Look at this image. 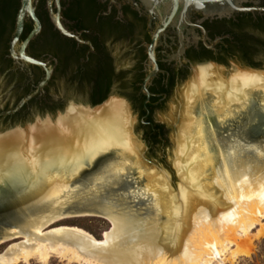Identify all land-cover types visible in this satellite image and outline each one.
Instances as JSON below:
<instances>
[{"label":"bare ground","instance_id":"obj_1","mask_svg":"<svg viewBox=\"0 0 264 264\" xmlns=\"http://www.w3.org/2000/svg\"><path fill=\"white\" fill-rule=\"evenodd\" d=\"M254 95L264 110L262 71L237 68L225 77L212 63L193 68L182 91L176 189L166 172L144 163L128 107L117 98L92 110L70 109L57 126L42 125L29 136L16 131L0 137V177L8 178L13 168L10 198L23 217L22 225L9 231L11 237H25L0 252V264L33 257L45 263L52 254L88 264H210L213 258L222 264L231 247V264L249 256L254 241L264 237V161L250 160L241 150L227 155L208 116L225 124L245 112ZM104 154L107 160L92 170L89 183L112 174L115 189L91 197L96 202L89 213L107 218L111 229L100 239L75 225L44 230L77 214L67 210L76 190L72 184ZM127 173L142 183L131 197L151 200L147 214L132 208L117 189Z\"/></svg>","mask_w":264,"mask_h":264},{"label":"flooded vegetation","instance_id":"obj_2","mask_svg":"<svg viewBox=\"0 0 264 264\" xmlns=\"http://www.w3.org/2000/svg\"><path fill=\"white\" fill-rule=\"evenodd\" d=\"M20 6V0H0V76L9 84L0 109L5 127L23 124L14 116L17 112L25 121L36 112L41 114L38 105L42 101L63 106L69 101L93 105L102 95L103 100L110 95L126 99L136 114L138 127L150 124L149 116L154 124L156 107L164 106L193 64H227L234 60L245 65L240 58L246 54L264 58V0H243V9L224 16L194 11L193 25L182 34L169 26L156 40L153 53L157 69L145 84L146 94L143 83L154 68L148 45L159 21L151 17L140 0H37L34 13L40 30L25 47V53L47 62L51 75L39 92L14 111L36 90L46 72L41 65L16 59L11 51ZM54 19L67 33L56 26ZM34 27V20L26 15L13 47L17 56L20 44ZM59 84H63L65 93L57 96L53 90ZM140 103L147 109L142 116L135 108ZM148 105L155 109L151 111ZM140 131L143 135V129Z\"/></svg>","mask_w":264,"mask_h":264},{"label":"water","instance_id":"obj_3","mask_svg":"<svg viewBox=\"0 0 264 264\" xmlns=\"http://www.w3.org/2000/svg\"><path fill=\"white\" fill-rule=\"evenodd\" d=\"M20 1H21V6L16 17V28L10 42L11 51L13 52V56L16 59H22L23 61L28 63L41 65L45 68L46 72L44 79L39 82V84L36 87V90L32 94L24 97L19 102V104L14 108V111L17 110L19 107H21L23 103L27 99H29L32 95L39 92L48 82L51 75V70L49 68H46L47 62L29 56L25 53V47L40 30V22L34 13V7H35L34 2H36L37 0H20ZM140 1L145 6L146 10L149 12L151 17L159 21L155 29V32L153 34L152 41L148 45L149 60L154 68L146 76L143 83V91L146 94H148V91L145 87V84L155 74L157 69V66L154 62L153 47L156 40L159 38V36L164 32V30L167 27L169 26L176 27L178 32L182 34L184 29L187 28V26L193 25L191 21V16L194 11H200L206 16H214V15L224 16L230 14L235 10L243 9L240 6V3L243 0H140ZM26 15L32 17V19L35 22V27L30 31V33L25 37V39L20 44L19 53L17 56L14 53L13 47L17 42L19 35L22 31L24 17ZM54 22L61 31L67 33L64 27L57 19H54ZM208 63H212L217 66L223 65L214 61H209L207 62V64ZM241 66H243L246 69L262 71L261 67H252L248 65H241ZM110 98H117L119 100H122L127 105L130 115L132 116V111L130 109L129 103L126 101V99L117 95H110L101 103H98L96 105L84 104V103L77 104L74 101H69L67 103V107H65L63 110H58L57 115L54 118L51 113H47L45 117H42V115L39 114L35 117L34 122L30 123L26 128H24L22 124H16L13 126H6L0 129V137H3L7 134L16 131L20 132L21 134L25 133L26 135L29 136L30 131H32L37 127H41L42 125H49L50 127H55L57 126L59 119L64 118L68 114V112H70V109L84 108V109L92 110L96 107L102 106ZM247 113H248V118H245V124L248 121H250L251 124H249L247 127H244V130L249 129V131L246 134L245 131L243 130L238 135V138L243 142H248L251 145V147L248 148L247 150L241 149V151L252 158H256V159L264 158V136L257 139V137L260 134L264 133V110H262L260 107V102L257 95H254L250 107L247 109ZM208 117L211 121L215 120L213 116L212 117L208 116ZM132 128H133V124H132ZM232 153L233 152L230 151L227 152L226 154L232 156ZM107 158H108V154H104L103 156L99 157L96 160L95 164L93 165V168L85 170L84 173H87L89 170L97 169L99 167L98 165L101 162L104 163L107 160ZM9 168L11 170L10 171L11 173L8 175V178H5L3 176L0 177V244L6 242L11 238L17 237V236L11 237L14 233L9 231V228L15 226L16 227L21 226L23 223L22 215L15 207L12 198H10L11 189H12L11 181L16 179V175H14L15 173L14 170H12L13 168L12 167ZM110 180H113L112 174L109 177L108 176L100 177L93 185H91L89 182L87 183L82 182V187H78L74 191V195L71 198L67 210L77 211V214L76 213L74 214L76 216L98 215L95 213H89V210L95 209L94 203L96 202L95 200L96 198H91V197H95L96 194L100 198L106 197L110 192L114 191L115 187L111 185ZM124 187H125V183H123L122 180L120 179V183L117 189ZM125 197L127 198V196ZM129 202L130 200L128 201V203ZM59 220L60 219L50 222L48 225L45 226L44 229L47 230L51 228L49 226ZM109 229H111V225Z\"/></svg>","mask_w":264,"mask_h":264},{"label":"rangeland","instance_id":"obj_4","mask_svg":"<svg viewBox=\"0 0 264 264\" xmlns=\"http://www.w3.org/2000/svg\"><path fill=\"white\" fill-rule=\"evenodd\" d=\"M203 64H207V62L193 64L190 71L187 73L184 79L180 81L176 85V87L172 90L164 106L161 109L155 110L154 119L157 122L164 124L167 133H166V141L164 142V144L161 146L160 149L155 150L154 154L150 151L148 144L143 139L140 128L137 125L136 114L132 112V116H131L133 120V128H132L133 135L142 144L141 153H142V158L144 159L143 160L144 163L149 167H154L156 169L166 172L169 175V180H170L169 182L173 189H176L180 182L179 179L180 177L178 176V173L174 167L173 159H174V149L176 145L177 129L181 120L180 116L182 115L181 113L182 91L185 84L193 74V68ZM221 67L223 68L225 77H228L237 68L246 69L243 66H241L238 62H235L234 60H229L227 64H223L221 65ZM261 68H262V72H264V63L261 66ZM8 90H9V84L2 79V76H0V109L3 107V101H2L3 96ZM53 92L57 96L63 95L65 93V88L63 84H59L53 90ZM69 100H71V98H69ZM65 107H67V103L63 106L62 109H58V110H63ZM58 110L52 112L53 118L57 115ZM46 114L47 113L45 112V113H41L40 115H42V117H45ZM37 115H39L38 112L34 113V115L30 119L23 122L22 125L24 126V128H26L30 123H33ZM245 118H248L247 110L243 112L239 117L230 118V120H227L225 124H221L218 121V119L215 117H214L215 122L209 119L208 123L211 124L214 130V137L216 139V143L220 145V147L224 150L225 153L230 151L234 152L241 149L247 150L248 148L251 147V145L248 142H243L238 138V135L244 130V127H247L249 124H251L250 121H248L245 124ZM4 127L5 126L0 121V129ZM207 130L209 131L208 127ZM244 131L247 134L249 129H245ZM263 136L264 133L260 134L257 137V139ZM240 153L242 154L243 152L241 151ZM249 159L253 160L254 158L250 157ZM260 160L264 161V158H261ZM102 164L103 162H101L98 166L100 167ZM91 172L92 170H89L87 173L82 174L78 179H76L73 182L72 187L77 189L78 187H82V182L84 183L89 182V175ZM134 176L135 175L132 173H127L125 175L120 176L122 182L125 183V187L119 188L118 190L126 194L127 198L130 200L129 205H131L132 208L137 209L142 214H147L148 211L147 207H149V203L151 201L150 198L131 197L132 192L138 193L142 188L141 181L134 179ZM56 225L79 226L89 231L96 238L100 239L102 237V232L104 230L109 229L111 224L110 221L104 216L71 215L68 217H64L63 219H60L59 221L53 223L49 227ZM24 238L25 237L23 235L22 236L19 235L17 237L7 240L6 242L1 243L0 252L4 251L9 244L13 242L22 241L24 240ZM230 249L223 256L224 259L222 260V264H231L228 254ZM94 262L96 264H102L101 262L98 261H94ZM218 263H219L218 260L213 258L210 264H218ZM15 264H88V261L85 260L84 258H80L77 260H69V258L67 257H62L58 254H52V256H50L48 261L45 263H42L36 257H33L27 262L19 261ZM234 264H264V237L254 241L252 245V253L249 256L239 257L236 260V262H234Z\"/></svg>","mask_w":264,"mask_h":264},{"label":"trees","instance_id":"obj_5","mask_svg":"<svg viewBox=\"0 0 264 264\" xmlns=\"http://www.w3.org/2000/svg\"><path fill=\"white\" fill-rule=\"evenodd\" d=\"M218 61L220 62H224L226 63L225 60L223 59H218ZM240 61L242 63H244L245 65L248 66H252V67H261L264 63V58L261 57L260 59H254L250 54H246L245 56L240 58ZM105 98V95H102L99 99L94 100L92 102L93 105H96L98 103H100L101 101H103V99ZM25 106H23L22 108H24ZM149 109L152 111L155 109V107H151L150 105H148ZM163 106H159L156 107V109H161ZM63 105H60L57 102H47V101H42L40 103V105H38V111L40 113H45L47 111L49 112H55L58 109H62ZM135 108L137 110H139L140 115H145L147 113V109L140 104L136 105ZM20 113L21 112H17L14 114V116H16V119H20L22 120V122H25V120L21 119L20 117ZM150 121V124L148 123L146 126H144L143 124H141V126L139 127L140 129H143V139L146 141V143L148 144V147L150 149V151L154 154L156 149H160L161 146L164 144V142L166 141V133L167 130L164 126V124L160 123V122H156L154 124H151V122L153 121V118L151 116H149L147 118Z\"/></svg>","mask_w":264,"mask_h":264}]
</instances>
